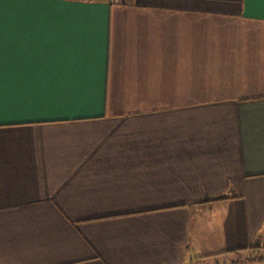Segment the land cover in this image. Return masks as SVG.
Masks as SVG:
<instances>
[{"label": "crops", "instance_id": "obj_1", "mask_svg": "<svg viewBox=\"0 0 264 264\" xmlns=\"http://www.w3.org/2000/svg\"><path fill=\"white\" fill-rule=\"evenodd\" d=\"M0 13V264L261 263V0Z\"/></svg>", "mask_w": 264, "mask_h": 264}, {"label": "snow or ice", "instance_id": "obj_2", "mask_svg": "<svg viewBox=\"0 0 264 264\" xmlns=\"http://www.w3.org/2000/svg\"><path fill=\"white\" fill-rule=\"evenodd\" d=\"M16 2L20 3H31L35 2V0H16ZM262 3H264V0H261ZM0 3H2V0H0ZM3 33V16L2 13H0V38H2ZM3 75H4V69H3V56H2V48H0V107H2L3 104V98H4V92H3Z\"/></svg>", "mask_w": 264, "mask_h": 264}, {"label": "rangeland", "instance_id": "obj_3", "mask_svg": "<svg viewBox=\"0 0 264 264\" xmlns=\"http://www.w3.org/2000/svg\"><path fill=\"white\" fill-rule=\"evenodd\" d=\"M259 256H261L260 258H259ZM244 257V256H243ZM253 257H254V259H256V260H258V261H260L261 263L260 264H264V253L262 254V253H260V254H256V255H253ZM235 259V257H226V258H224V264H230V262H231V260L232 259ZM222 261V260H221ZM255 261V260H254ZM256 262V261H255ZM240 264H249V263H246L245 261H241V263ZM258 264V263H257Z\"/></svg>", "mask_w": 264, "mask_h": 264}]
</instances>
